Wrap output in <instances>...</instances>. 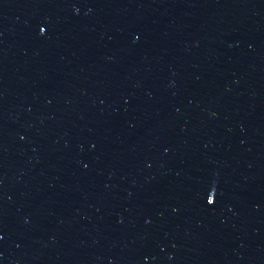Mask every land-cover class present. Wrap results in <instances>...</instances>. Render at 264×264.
I'll list each match as a JSON object with an SVG mask.
<instances>
[{
    "label": "water",
    "instance_id": "obj_1",
    "mask_svg": "<svg viewBox=\"0 0 264 264\" xmlns=\"http://www.w3.org/2000/svg\"><path fill=\"white\" fill-rule=\"evenodd\" d=\"M0 264H264V0H0Z\"/></svg>",
    "mask_w": 264,
    "mask_h": 264
}]
</instances>
